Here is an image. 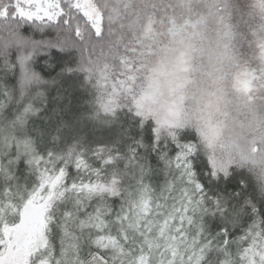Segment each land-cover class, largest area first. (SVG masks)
<instances>
[{
    "label": "snow or ice",
    "instance_id": "6c2138e0",
    "mask_svg": "<svg viewBox=\"0 0 264 264\" xmlns=\"http://www.w3.org/2000/svg\"><path fill=\"white\" fill-rule=\"evenodd\" d=\"M0 264H264V0H0Z\"/></svg>",
    "mask_w": 264,
    "mask_h": 264
},
{
    "label": "trees",
    "instance_id": "16d2710c",
    "mask_svg": "<svg viewBox=\"0 0 264 264\" xmlns=\"http://www.w3.org/2000/svg\"><path fill=\"white\" fill-rule=\"evenodd\" d=\"M233 23L236 24V25H238V27H237V31H238V32H239V31H242L243 26L240 24V20H239L238 17H237V18H234Z\"/></svg>",
    "mask_w": 264,
    "mask_h": 264
}]
</instances>
